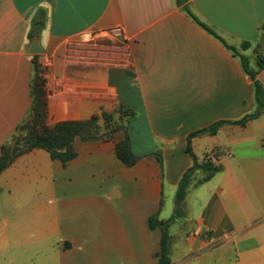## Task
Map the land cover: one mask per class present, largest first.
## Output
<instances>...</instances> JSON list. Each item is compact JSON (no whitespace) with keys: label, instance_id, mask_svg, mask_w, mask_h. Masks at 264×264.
Segmentation results:
<instances>
[{"label":"crops","instance_id":"1","mask_svg":"<svg viewBox=\"0 0 264 264\" xmlns=\"http://www.w3.org/2000/svg\"><path fill=\"white\" fill-rule=\"evenodd\" d=\"M39 11L45 26L38 37L52 59L47 124L133 114L110 137L75 139L65 165L34 149L0 173V258L158 264L161 230H151L149 219L167 196L175 207L193 165L188 137L257 110L240 56L204 26L257 69L264 0H187L182 7L175 0H0V156L31 115L28 35ZM117 29L123 34L98 43L87 37ZM257 79L264 86V69ZM125 131L132 166L117 156ZM191 147L222 170L188 189L185 201L199 189L196 200L205 203L195 215L185 206L171 263L264 264V113L245 126L199 134Z\"/></svg>","mask_w":264,"mask_h":264},{"label":"trees","instance_id":"2","mask_svg":"<svg viewBox=\"0 0 264 264\" xmlns=\"http://www.w3.org/2000/svg\"><path fill=\"white\" fill-rule=\"evenodd\" d=\"M45 26V12L39 11L32 21L31 30L28 35L29 41H32L34 37H38ZM204 28L216 38L220 39L228 49L234 52L235 55L240 56L243 69L249 76L255 94V101L257 104V110L249 116L236 122H219L214 126L204 129L195 133H192L187 139L186 152L193 160V165L189 168L181 181L178 191V201L182 202L185 198L186 189L190 184V179L197 171H203L206 176L200 182V185L210 181L213 176L222 170L221 166H216L210 159L199 161L194 155L191 147V140L193 137L209 133L215 134L220 126L223 124H236L245 126L247 122L257 118L264 113V86L258 81L257 77L261 70L264 69V58L258 56L257 69H252L249 66L247 58L238 54L234 47L228 46L220 37H218L209 28ZM250 47L249 43H243L241 48L243 50ZM42 56H33L32 61L34 65V76L31 81V94L33 98V104L30 117L21 125L17 127L15 134L10 141L2 146L0 156V173L7 169L15 159L19 156L28 153L34 149H43L47 151L52 159L60 160L64 165L67 164L75 157V150L73 143L75 139H80L83 142H92L102 139L103 135L109 137L118 130L124 129V127H115L112 130L101 132L102 124H109L112 122L113 116L103 113L101 116L94 115L86 121H67L58 123L54 126L47 124L48 117V99L46 91L45 73L41 68L40 60ZM120 113L125 116H131V111H123L120 109ZM107 125H105L106 127ZM129 136L125 131V138L123 142L117 146L118 158L127 166H132L135 163V159L131 155L129 148ZM159 156V155H158ZM160 160V158H158ZM149 227L151 230L159 228L161 230V242L160 250L156 253L158 264H172L169 253L170 223L161 222L157 217H151L149 219Z\"/></svg>","mask_w":264,"mask_h":264},{"label":"rangeland","instance_id":"3","mask_svg":"<svg viewBox=\"0 0 264 264\" xmlns=\"http://www.w3.org/2000/svg\"><path fill=\"white\" fill-rule=\"evenodd\" d=\"M127 117H119V120L115 121L112 119V122L105 127L104 124H102V129L101 132H106L108 130H112L113 128L117 127L119 123L121 124H126L127 122ZM206 174L202 171H199L198 173L196 172L194 176L190 179V184L188 188L186 189V194L185 198L188 192V189L192 186L194 188H197L200 186V182L205 178ZM199 189L196 191H192L188 194L187 199L185 201V198L182 202L179 203L178 197L176 200V207L173 208V197L171 199L167 198L165 199V204H164V209L159 213L157 219L161 222L165 223H170V228H169V234H170V242H169V253L170 256L173 254V250L171 252V249H173V234H179L181 229H184L183 225L185 224L184 220V209L185 206H187L189 213L195 215L199 212V209L204 206V201L200 202L196 200V197L198 195ZM173 210H174V216H173ZM160 217V218H159ZM180 236V234L178 235ZM177 237V236H176ZM0 264H41L38 263V261L34 260H25L23 262H15V261H10L8 258H0ZM197 264V263H194Z\"/></svg>","mask_w":264,"mask_h":264},{"label":"built area","instance_id":"4","mask_svg":"<svg viewBox=\"0 0 264 264\" xmlns=\"http://www.w3.org/2000/svg\"><path fill=\"white\" fill-rule=\"evenodd\" d=\"M116 34H123L121 29H117L116 31H112L110 33L108 32H91L87 35L88 40L94 43L101 42L103 40H106L110 35H116ZM52 64V59L50 56L43 55L40 60V65L44 73L48 70V68Z\"/></svg>","mask_w":264,"mask_h":264},{"label":"water","instance_id":"5","mask_svg":"<svg viewBox=\"0 0 264 264\" xmlns=\"http://www.w3.org/2000/svg\"><path fill=\"white\" fill-rule=\"evenodd\" d=\"M177 6L182 7L186 4L187 0H175ZM29 54L33 56H43L45 55V50L42 48L39 37H34L31 41ZM177 200V199H176ZM177 203L175 204L176 207Z\"/></svg>","mask_w":264,"mask_h":264}]
</instances>
